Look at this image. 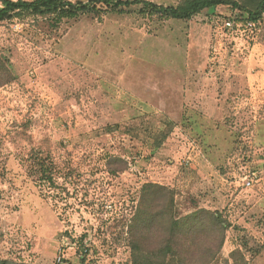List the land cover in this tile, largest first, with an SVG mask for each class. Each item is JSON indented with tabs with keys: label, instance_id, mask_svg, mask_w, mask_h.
<instances>
[{
	"label": "rangeland",
	"instance_id": "obj_1",
	"mask_svg": "<svg viewBox=\"0 0 264 264\" xmlns=\"http://www.w3.org/2000/svg\"><path fill=\"white\" fill-rule=\"evenodd\" d=\"M231 1L188 20L97 4L0 23V264H132L146 184L178 219L223 216L212 264H264V13L250 47H220L211 19L250 7ZM140 242L158 259L162 238Z\"/></svg>",
	"mask_w": 264,
	"mask_h": 264
},
{
	"label": "trees",
	"instance_id": "obj_2",
	"mask_svg": "<svg viewBox=\"0 0 264 264\" xmlns=\"http://www.w3.org/2000/svg\"><path fill=\"white\" fill-rule=\"evenodd\" d=\"M97 4L120 11L132 6L177 20H188L207 10L229 5L237 8L231 0H183L179 7L157 5L147 0H88L73 3L69 0H0V23L11 20L20 13L33 15H57L75 17L97 11ZM244 6L245 17L257 22L264 13V0H248ZM243 9V8H242ZM46 174L47 170H43ZM52 181L50 176H47ZM174 195L171 190L146 184L140 208L130 229L129 246L132 264H212L219 255L228 229L226 220L218 213L199 209L183 218H176ZM151 233L163 239L158 259L149 258V250L140 242Z\"/></svg>",
	"mask_w": 264,
	"mask_h": 264
},
{
	"label": "built area",
	"instance_id": "obj_3",
	"mask_svg": "<svg viewBox=\"0 0 264 264\" xmlns=\"http://www.w3.org/2000/svg\"><path fill=\"white\" fill-rule=\"evenodd\" d=\"M211 28L220 47L244 48L255 42L258 34V23L249 21L244 16L233 15L226 18H212ZM255 174L243 175L242 186L251 188L255 181Z\"/></svg>",
	"mask_w": 264,
	"mask_h": 264
}]
</instances>
